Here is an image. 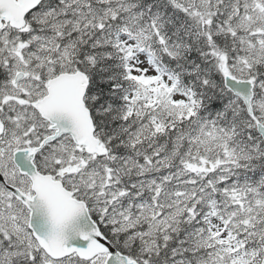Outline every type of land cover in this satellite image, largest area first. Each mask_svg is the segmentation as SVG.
I'll use <instances>...</instances> for the list:
<instances>
[{"label": "snow or ice", "instance_id": "1", "mask_svg": "<svg viewBox=\"0 0 264 264\" xmlns=\"http://www.w3.org/2000/svg\"><path fill=\"white\" fill-rule=\"evenodd\" d=\"M0 264H264V0H0Z\"/></svg>", "mask_w": 264, "mask_h": 264}]
</instances>
